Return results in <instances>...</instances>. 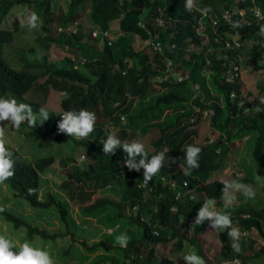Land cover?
I'll return each mask as SVG.
<instances>
[{"label": "trees", "instance_id": "trees-1", "mask_svg": "<svg viewBox=\"0 0 264 264\" xmlns=\"http://www.w3.org/2000/svg\"><path fill=\"white\" fill-rule=\"evenodd\" d=\"M97 1L68 0L66 10H61L54 18L57 28L60 27L59 34L55 37L44 35L70 49L81 48L85 53L82 63L72 54H65L61 61L43 54L40 58L23 61V67L16 69L2 53L3 45L13 39V31L0 26V97H14L18 102L31 105L37 115V127H29V134L39 132L44 135L39 142L41 145L54 141L60 144L69 139L71 150L79 149L87 153L88 158L86 164L80 166L68 161L76 158L73 153L65 156L56 151L60 154L65 173L60 182V188L68 196L64 200L51 188H46L44 195H40L41 173L54 161L55 151L26 158L9 146L15 151L12 150L17 161L16 173L5 183L32 206L55 205L60 218L67 224L69 200L77 204L76 196L85 187L96 188L122 176L124 186L118 201L108 196L98 197L81 205V213L89 216L98 211L106 212L110 207L105 216L112 222L110 226L118 223L114 230L120 227L117 220L124 218L137 228L138 233L129 237L127 248L103 239L82 240L87 252L104 247L121 253V260L114 262L116 264H180L165 248L171 239H176L174 250L189 243L193 252L203 256L207 263L200 237L208 221L196 225L195 218L205 201L221 199V182L224 179L213 174L223 166L231 145L238 140L247 141L248 158L241 161L244 176H233L231 180L239 179L241 183L251 185L256 196L238 201L227 209L234 226L244 234L242 252L238 254L231 250L227 231L221 232L219 240L221 253L226 257L239 258L241 264L249 255L264 258V244H261L264 242V193L259 194L264 190V180L257 181L258 175L264 177V104L260 103V97L250 98L251 93L244 90L241 76L226 79L227 68L231 63L240 62L242 54L258 59L253 63L255 68H264V36L260 35L264 20L255 21L249 15V7L254 4L264 10V0H194L198 7H211L209 13L217 19L215 24L198 11H186V0H110L111 4L93 19L100 30L108 29L109 22L116 19L119 33L113 38L102 32L93 35L94 28L83 26L86 6L91 11ZM15 2L30 3L32 13L39 17L51 9V0H0V22ZM225 8L244 9L246 14L232 12L231 21L225 22L220 18ZM139 21H143V25ZM236 21L241 22V27H233ZM70 25L74 27L70 28ZM136 35L142 40H159L163 50L154 49L151 44L150 58H142L144 61L140 62L145 51L135 45ZM235 38L241 41L239 45H226L227 40ZM90 39L101 40V47L96 49L93 43H87ZM167 59L178 64V69L187 70L189 76L183 80L170 75L164 77ZM105 70L110 72L113 81L114 111L98 86ZM202 70L207 72L209 87L218 95L217 99L205 100L202 92L194 87V77ZM44 75L46 77L37 83L38 87L43 91L54 88L63 91V95L59 112L47 110L50 117L39 126V101L25 94ZM259 86L264 87V82L259 81ZM233 91L235 95H231ZM243 95L246 103L255 101V108L248 113H243L238 105ZM257 106L262 110L256 111ZM80 109L96 114L94 131L81 140L58 133V122L62 119L60 113ZM203 110H208V123L216 131L208 141L196 138ZM121 117L125 118L123 123ZM152 129L157 130L153 136L150 134ZM110 132H116L122 141L129 143L136 134L140 137L149 134V142L145 144L149 156L168 149L166 156L168 159L176 158L177 163L171 165L166 162L149 184L142 186L144 169L129 170L124 164L127 153L122 148H118L114 155H104L101 142ZM190 144L202 149L200 167L194 170H189L183 160V151ZM180 160L183 170L179 166ZM185 171H191V175H185ZM29 188L36 189L37 194L29 195ZM196 190L200 191L199 197ZM1 215L12 220L15 226L26 224L30 236L35 233L43 236L57 234L30 224L10 210L6 209ZM14 250H19L18 245ZM108 258L114 261L109 255L90 264H98Z\"/></svg>", "mask_w": 264, "mask_h": 264}, {"label": "rangeland", "instance_id": "rangeland-1", "mask_svg": "<svg viewBox=\"0 0 264 264\" xmlns=\"http://www.w3.org/2000/svg\"><path fill=\"white\" fill-rule=\"evenodd\" d=\"M67 4L68 0H51L50 11L39 17V28L29 30L26 17L33 12V7L28 2H15L9 8L7 13L2 16L0 22L1 27L13 31V39L3 45L2 53L4 59L14 68L20 69L23 67V61L25 63L26 60L40 58L43 54H47L50 58L60 61L65 54H72L76 59L83 58L85 53L81 52V48L80 50L73 48L70 49L67 46L58 44L54 39H48L44 36L50 35L55 37L59 34L60 30L57 28L54 18L61 10H66ZM110 4V0H98L91 11L89 10V7L86 6V13L82 18L83 26L87 29L92 27L94 30L98 31L99 26L95 24L93 17ZM22 19L24 20L23 26L20 23ZM73 27L74 25H70V28ZM107 30L108 36L112 38L115 37L119 33L118 21L116 19L111 20ZM134 41L137 47L140 49L143 48V51H145L139 61H144L142 58H150L152 52L151 40H142L136 35L134 36ZM90 42L93 43L96 49L100 48L102 45L101 40L96 41L90 39L87 41L89 44ZM30 46L33 47L32 50L29 49ZM196 49H199V47H196ZM88 51L91 52V50ZM239 59L242 67L241 77L243 79L244 90L251 93L250 98L253 96H264V87L259 86V81L264 82V68L257 69L253 66V63L258 62V59L246 54H242ZM79 61L80 60H78V62ZM45 77L46 75L39 77L34 86L26 92L25 95L28 98L39 101L40 107L58 112L59 109H61L60 99L63 95V91L54 88H50L49 91L41 90L37 83L42 82ZM194 81L198 84L199 91L202 92V96L205 100H208L209 98H218V95L212 93L209 87L206 71L202 70L197 73L194 77ZM98 86L103 95L108 98L109 107L114 111L116 101L112 95L113 81L108 70H105L102 73ZM198 125V135L196 137L198 140L208 141L216 134V131L210 127L207 116L202 115ZM3 126L6 127L7 131L8 146L11 148L13 147L16 152L13 149L11 150L18 155L21 154L26 158H34L50 151H55V153L56 151H59L61 152V155L65 156L73 153L72 155L76 156V158L68 161H74L80 166H84L88 160L87 153H83L75 148L74 150H71L73 147L71 146L72 142L69 139L64 140L60 144H57V142L54 141L41 145L39 142L44 135L39 132H32L29 134V127L26 124H22L19 130H15L14 126H11L9 121L3 122ZM150 131L152 136L157 133V130L155 129ZM133 140H141L145 144H148L149 134L143 137L136 134L131 138V142ZM59 156L60 154L56 153L54 161L41 173L40 195H44L46 188H51L56 194L62 196L64 200H67L68 196L66 195V192L64 189L60 188V182L65 177V173ZM82 157L84 159H81ZM247 158V141H235V143L231 145V150L228 152L223 166L218 171H215L213 176L223 178L224 180H231L233 176H244L245 170L241 166V161ZM119 173L122 175V172ZM121 177L110 179L107 183L101 184L96 188L85 187L76 196L77 204L69 200V212L66 218L67 224L60 218L59 211L55 205H50L48 207L32 206L27 200L19 196L9 184L4 183L0 185V206L5 207L7 210L22 217L32 225L44 228L48 232H57V234L55 236H43L35 233L30 236L26 224L22 223L15 226L12 220L4 218L1 213L0 234L6 235L18 246L24 241H28L34 247L49 251L54 258L55 264H90L99 257L109 255L114 258V261H111L108 258L98 264H116L114 262H119L121 260V253H116L115 251H111L104 247H101L100 250L87 252L82 240L91 242L103 239L105 242L115 243L116 237L123 233H126L128 237L138 233L137 228H135L133 224L128 223L124 218H121L117 220L120 223V227L116 228L112 233H106L107 231L105 229L110 227L112 222H109L105 215L111 208L109 207L106 212L98 211L93 215L85 216L81 213L80 207L81 205L102 196H108L118 201L120 199L122 186H124ZM263 193L264 190L259 194ZM195 194L199 197L200 191L196 190ZM245 199L246 197L242 194H236V200L234 203ZM215 206L217 210L225 211L221 199L215 201ZM189 234L190 233H188V235ZM220 234L221 231H216L211 227L210 221H208L205 230L201 232L200 238L202 242V251L208 260L206 264H235L232 262L234 257H226L221 253L222 248L219 240ZM175 244L176 239H171L165 248L169 249L171 256H173L176 261L180 262V264H185L183 256L187 253L193 252V246L189 243H185L183 248L174 250L173 245ZM259 244L260 241L257 242L256 246ZM71 258L73 260H71ZM263 261V257H253L249 255L247 261L245 263L243 262V264H263Z\"/></svg>", "mask_w": 264, "mask_h": 264}, {"label": "clouds", "instance_id": "clouds-1", "mask_svg": "<svg viewBox=\"0 0 264 264\" xmlns=\"http://www.w3.org/2000/svg\"><path fill=\"white\" fill-rule=\"evenodd\" d=\"M199 11L202 15H207L211 12V7L203 9L197 8L194 0H186L185 10L192 12ZM258 20H264V14L259 10L255 11ZM27 27L29 30L38 29L40 26V19L36 13H31L26 17ZM24 25V20L20 21ZM233 27H241V22L236 21ZM260 35L264 36V25L260 27ZM260 103L264 104V96L260 97ZM262 109L257 106L256 111ZM39 126H42L50 117L49 112L44 108L39 109ZM62 119L58 122V133L66 134L69 137H74L77 140L86 139L90 133L94 131L96 124V114L87 109L68 110L61 115ZM125 118L121 117L122 123ZM9 121L15 130H19L22 124H27L30 128L37 127V115L34 113L30 104L18 102L16 98L0 97V185L4 184L9 179L13 178L16 173V158L14 152L8 146L6 127L3 122ZM103 144V153L106 156L114 155L118 148H122L126 153L124 164L129 170L143 172V184L147 186L149 182L156 176L163 168L165 163L171 165L177 163L176 158L166 156L168 149L159 151L158 153L149 156L146 145L141 140H133L132 142L122 141L116 132H110L107 139L101 142ZM185 153L183 160L186 161L189 170L198 169L200 167L199 158L202 152L201 147L190 144L187 145L183 151ZM150 157V158H149ZM81 159H84L83 157ZM180 168L183 170V165L180 160ZM185 175H191V171H185ZM264 180V177L258 175L257 181ZM223 188L221 189V200L225 211L216 209L215 201H205L202 207L199 208L195 218V224L201 225L206 220L210 221V225L216 231H227L229 245L235 253L242 252L241 240L244 234L240 228L234 226L230 214L227 209L232 206L236 200V194H242L248 199H254L256 192L251 185H245L239 179L224 180L221 182ZM29 195H36V189L29 188ZM6 209L0 206V213ZM129 237L123 233L116 237L115 244L122 248H127ZM17 248V244L4 234H0V264H55L54 258L49 251L34 247L30 242L24 241ZM185 264H206L203 256L196 252H190L183 256Z\"/></svg>", "mask_w": 264, "mask_h": 264}, {"label": "built area", "instance_id": "built-area-1", "mask_svg": "<svg viewBox=\"0 0 264 264\" xmlns=\"http://www.w3.org/2000/svg\"><path fill=\"white\" fill-rule=\"evenodd\" d=\"M195 4V2H194ZM197 8H200V9H203L201 7H198L196 5ZM256 10H259L261 12V14H264V10L261 9L258 5L254 4L252 6L249 7V11H250V18L255 20V21H259L255 15V11ZM193 11H196L195 9ZM237 11L239 14L241 15H245L246 14V11L244 9H229V8H225L223 9V11L221 12V15H220V18L223 19V21L225 22H230L231 21V17H232V12H235ZM199 12V11H198ZM202 15V14H201ZM203 16H208L212 23L215 24L217 23V19L214 18L210 13H208L207 15H203ZM142 25H143V21H139ZM202 27V26H200ZM60 29V27H59ZM98 32H102L103 34H107L108 35V30L107 29H104V30H93L92 31V34L93 35H96ZM240 40L235 38L233 39L232 41L230 40H227L226 41V45L228 46H231V47H234V46H237L240 44ZM151 44H152V47L154 49H159V50H163V46L161 44V42L159 40H155V39H152L151 40ZM85 60V58H81L80 59V62L82 63L83 61ZM241 65H240V62H236V63H231L230 66L227 68L226 70V79L227 80H233L235 77L237 76H242V69H241ZM171 76L173 77L174 79L176 80H183L185 77H188L189 76V73L187 70H184L182 68H179L178 69V64H175L173 63L170 59H167V65H166V70H165V75L164 77H167V76ZM194 87L197 89H199V86L197 83L194 84ZM231 95H235V92H231ZM238 105L242 107V112L243 113H248L249 111H251L252 109L255 108V101L253 100H250L249 102L246 103V97L243 95L241 96V98L239 99L238 101ZM195 109H199L198 106H195ZM63 113V112H62ZM60 113V115L62 114ZM209 114L208 110H203V115L204 116H207ZM123 155L125 156V153H123ZM179 194V191L177 192V195ZM175 208V207H173ZM118 225L115 224L113 226H110V227H107L105 230L109 233V232H112L114 230V228ZM261 244H264L263 241H261ZM233 263L235 264H241V261L239 258L237 257H234V259L232 260Z\"/></svg>", "mask_w": 264, "mask_h": 264}, {"label": "crops", "instance_id": "crops-1", "mask_svg": "<svg viewBox=\"0 0 264 264\" xmlns=\"http://www.w3.org/2000/svg\"><path fill=\"white\" fill-rule=\"evenodd\" d=\"M59 112V111H58Z\"/></svg>", "mask_w": 264, "mask_h": 264}]
</instances>
